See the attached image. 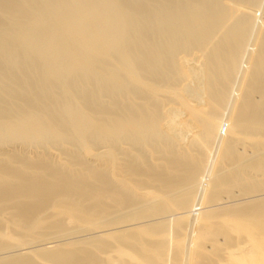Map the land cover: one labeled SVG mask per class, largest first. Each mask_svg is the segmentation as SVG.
Returning a JSON list of instances; mask_svg holds the SVG:
<instances>
[{
  "label": "bare ground",
  "instance_id": "1",
  "mask_svg": "<svg viewBox=\"0 0 264 264\" xmlns=\"http://www.w3.org/2000/svg\"><path fill=\"white\" fill-rule=\"evenodd\" d=\"M0 264H264V0H0Z\"/></svg>",
  "mask_w": 264,
  "mask_h": 264
},
{
  "label": "rangeland",
  "instance_id": "2",
  "mask_svg": "<svg viewBox=\"0 0 264 264\" xmlns=\"http://www.w3.org/2000/svg\"><path fill=\"white\" fill-rule=\"evenodd\" d=\"M84 232H85V231H84ZM80 233H81V232H80ZM88 233H89V232H88ZM88 233H87V234H88ZM82 234H83V233H82ZM84 234H85V235H84ZM84 234H83V237H82L81 235H79V233H76V234H73V235H74V236H75V235H79V236H81V237H78V238H80V239L85 238V237H87V236L90 235V234L86 235V233H84ZM68 235H69V234H66V235H63V236L66 238V236L68 237ZM73 235H71V238H70L72 241H73V239L75 240V239L77 238V237H74ZM72 236H73V237H72ZM61 237H62V236H61ZM64 237H62V238H64ZM69 237H70V235H69ZM69 237H68L67 240L64 238L63 240H59V241L62 242V244H64L63 242H67L68 240H70ZM78 238H77V239H78ZM57 239H59V237H58ZM57 239L55 238V240H57ZM77 239H76V240H77ZM53 240H54V239H53ZM71 240H70V242H71ZM50 241H52V240H50ZM59 241H55V242H59ZM60 242H59V243H60ZM68 242H69V241H68ZM68 242H67V243H68ZM37 244H38V243H37ZM37 244H34V245L37 246ZM39 244H40V243H39ZM53 244H54V245H58V243H56V244L53 243ZM60 244H61V243H60ZM49 245H50V244H49ZM51 245H52V244H51ZM32 246H33V244H32ZM32 246H29V247H32ZM35 246H33V247H35ZM15 253H16V252H15Z\"/></svg>",
  "mask_w": 264,
  "mask_h": 264
}]
</instances>
